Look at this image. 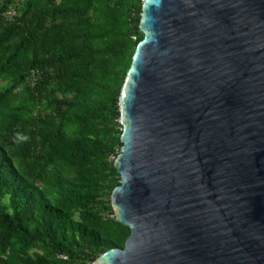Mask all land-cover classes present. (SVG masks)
Listing matches in <instances>:
<instances>
[{"label":"water","instance_id":"1","mask_svg":"<svg viewBox=\"0 0 264 264\" xmlns=\"http://www.w3.org/2000/svg\"><path fill=\"white\" fill-rule=\"evenodd\" d=\"M115 220L90 264H264V0H143Z\"/></svg>","mask_w":264,"mask_h":264},{"label":"trees","instance_id":"2","mask_svg":"<svg viewBox=\"0 0 264 264\" xmlns=\"http://www.w3.org/2000/svg\"><path fill=\"white\" fill-rule=\"evenodd\" d=\"M142 2L0 0V264L124 248L109 198Z\"/></svg>","mask_w":264,"mask_h":264},{"label":"built area","instance_id":"3","mask_svg":"<svg viewBox=\"0 0 264 264\" xmlns=\"http://www.w3.org/2000/svg\"><path fill=\"white\" fill-rule=\"evenodd\" d=\"M10 15H16V10L15 9H12L8 12Z\"/></svg>","mask_w":264,"mask_h":264}]
</instances>
